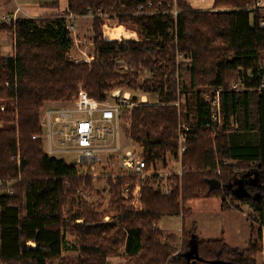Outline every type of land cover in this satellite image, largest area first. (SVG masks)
I'll list each match as a JSON object with an SVG mask.
<instances>
[{"label": "trees", "instance_id": "1", "mask_svg": "<svg viewBox=\"0 0 264 264\" xmlns=\"http://www.w3.org/2000/svg\"><path fill=\"white\" fill-rule=\"evenodd\" d=\"M177 1L176 16L172 0H68L64 16L0 18V42L4 34L15 37L14 55L0 54V181H17L12 193L7 185L0 186V261L4 264H107L106 259L117 256L121 247L129 257L126 264H165L176 254L177 245L184 254L192 236L198 237L196 228L185 226L193 213L188 202L216 199L221 211H240L233 206L239 201L225 190H211L208 180L226 184L244 171L239 165L261 164L264 170V89H260L264 28L259 25L264 11L253 10L259 0H215L218 11H198ZM223 9L229 10L219 11ZM99 14L136 29L142 40H104ZM89 15L95 16V60L71 62L68 17ZM177 53L190 60L185 91L180 87ZM117 60H125L132 71L118 72ZM145 73L152 78L140 83ZM234 84L243 89L234 90ZM80 85L100 102H106L108 92L118 87L157 96V104L135 107L131 113V137L143 147L148 165L165 163L168 155L178 159L179 133L186 125L183 174L170 177V193L143 182V208L134 212L126 206L121 189L130 181L134 187L139 180L119 179L111 190L115 206L111 222L84 207L71 221L64 219L63 206L80 190L90 191L94 178L48 156L43 140L34 137L43 135V106L71 101ZM219 88L224 90L223 124L211 129L212 110L205 95ZM181 94L185 100L179 108ZM254 209L264 219V199ZM174 216L183 219L181 239L159 227L165 217ZM72 228L78 233L74 249L79 258L70 263L62 253L65 232ZM251 229L261 253L262 227L257 234L253 224ZM198 240L202 263L255 264L236 257L225 235ZM251 245L256 247L255 240ZM170 261L187 264L176 255ZM195 261L199 260L193 258L190 264Z\"/></svg>", "mask_w": 264, "mask_h": 264}, {"label": "rangeland", "instance_id": "2", "mask_svg": "<svg viewBox=\"0 0 264 264\" xmlns=\"http://www.w3.org/2000/svg\"><path fill=\"white\" fill-rule=\"evenodd\" d=\"M42 1L51 2L54 0H0V10L4 7L7 9L12 5H22V4H37ZM173 6L175 9H179V2L177 0H172ZM229 9H223L219 11H228ZM110 16L99 14L98 18H101V33L104 40L107 41H122V40H133L136 42H140L142 40V36L138 33L136 29L132 27H127L121 25L117 18H108ZM3 21H6L2 16L0 17ZM9 20H11L9 18ZM95 16L89 15L85 17H71L68 19V29L70 33V38L73 42V47L69 53V60L74 63H87L92 64L95 60V32L94 25ZM15 47V37L10 34H4L1 38L0 42V54L2 56H13ZM181 54V53H177ZM176 55V56H177ZM176 64L178 69V76L180 75V84L181 90H183L184 84H186L189 89L190 83V74L187 70L188 64H190V60L188 57L184 56V59L176 58ZM115 66L118 72L122 74H128L132 71L130 66L125 63V60H117L115 61ZM141 72V71H140ZM146 78L150 79L152 76L150 74H143L139 78V82L142 83ZM83 87L80 85L79 90ZM115 91L121 92H131L136 94L139 97H147L148 101L145 105L157 104V96L155 94H146L142 91L133 92L132 90L126 87H118L112 89L107 94V101H114L113 97H110L111 94ZM208 91V89H205ZM211 91H208L206 95H211ZM181 100L177 103L178 107L181 108L184 104L185 96L181 94ZM76 97V96H75ZM75 97L71 101H58V102H48L46 103L42 110L41 116H43L44 111L48 107L54 106H70L73 104ZM191 107L193 103H190ZM2 110L4 108L2 107ZM40 116V120L42 117ZM124 125L130 124L132 125V116L125 114L123 116ZM125 126L127 130V134L131 135V127ZM186 126V125H185ZM134 140V139H133ZM137 149L141 152L143 157L145 158L143 147L134 140ZM59 160L65 161L67 165L73 166L77 163V161L71 157H58ZM166 162H158V166H156L161 172H178L181 169L180 164L175 162L173 156L168 155L166 157ZM240 170H244L242 172L254 171L256 173H262L263 170L255 166H238ZM109 170V169H108ZM106 167L99 166L97 170L94 171L96 177L94 181L91 183V189L88 190H80L78 192V197L76 195L72 196L69 199V204L67 206H63V217L68 222L73 219L78 213L83 212L84 209L90 210L94 215H98L101 220L105 221L106 217H110L111 220L107 222H111L112 218L115 216V208L113 196L111 194L112 186L116 184L115 177L113 175L117 174L115 171H108ZM239 171V170H237ZM84 173V172H83ZM241 172L237 173L240 174ZM236 174V175H237ZM20 178V177H19ZM2 179V178H1ZM0 179V180H1ZM21 179V178H20ZM3 180V179H2ZM17 181L11 180L8 181H0L1 185H7L11 187L16 184ZM171 183V181H169ZM150 186L151 183H148ZM0 185V186H1ZM1 186V187H2ZM124 186L121 189V195L125 200L126 206H129L132 211L137 212L141 211L135 209L133 207V201L125 199L123 195ZM81 193V194H80ZM141 195V205H142V194ZM232 204V203H231ZM140 205V204H139ZM233 206H238L240 211L230 210L228 212L221 211V202L216 199H203L190 201L187 203V207L193 211L192 215L187 218L185 221V226L188 230H192L196 228L198 232V238L200 240H213L219 239L222 236V233L225 234V238L231 242L230 247L232 250L236 251V257L243 258L244 260L254 261L255 264H261L260 262V252L257 250L259 247L257 237L253 238L251 224L255 227V233L262 226V222L264 219L255 211L254 207L250 206V204L237 202L234 203ZM181 216L174 217H165L160 223V229L163 230L165 234L174 233L177 237L181 239L182 237V229H183V221ZM82 221L75 222L76 224H80ZM264 226V222H263ZM65 232V231H64ZM78 233L73 230L65 232V243H64V253L63 258L68 262L74 261L79 258V253H76L74 247L78 246L77 244ZM255 240V246H252V241ZM230 244V243H229ZM234 245V247L232 246ZM251 245V249L249 247ZM237 247V248H235ZM177 252L172 255L167 262L173 259L176 255L182 257V251L180 245L176 246ZM259 252V253H258ZM129 260L128 254L125 250V247H121L118 251V255L115 257H108L106 259L107 264H126ZM166 262V263H167ZM196 262V261H195ZM71 263V262H70ZM232 263H236L232 261ZM0 264H4L0 261ZM57 264H60L57 262ZM202 264V263H200Z\"/></svg>", "mask_w": 264, "mask_h": 264}, {"label": "built area", "instance_id": "3", "mask_svg": "<svg viewBox=\"0 0 264 264\" xmlns=\"http://www.w3.org/2000/svg\"><path fill=\"white\" fill-rule=\"evenodd\" d=\"M259 9L264 11L258 2L253 10ZM177 14L178 10L175 9L173 15ZM259 25L264 28V17ZM177 56L178 59H184L183 54ZM232 88L237 91L243 89L240 84H234ZM260 89H264V83ZM223 93L224 90L219 88L212 90L211 95H205L212 110L211 124H208L211 129L219 128L223 124ZM110 97H113L114 101L100 102L91 98L87 91L81 88L72 105L48 107L44 111L41 116L43 135L34 139L43 140L45 152L52 158L59 160L58 157L63 156L75 159L77 163L73 166L80 174L96 177L94 171L102 166L117 173L113 175L116 184L119 179L139 180L134 187L133 182H127L123 195L125 199L133 201L135 209L140 210L143 182H149L160 188L164 194H168L171 191L170 177H181L183 172L182 169L178 172H161L156 167L158 162L148 165L131 135L127 134L126 127L130 124L124 125L123 116L131 115L135 107L145 105L147 97L121 91L113 92ZM184 130L188 128L183 125L179 133L178 159L174 158L180 165L183 155L187 152V135ZM110 220V217L105 218L106 222ZM165 264L173 263L169 261Z\"/></svg>", "mask_w": 264, "mask_h": 264}, {"label": "crops", "instance_id": "4", "mask_svg": "<svg viewBox=\"0 0 264 264\" xmlns=\"http://www.w3.org/2000/svg\"><path fill=\"white\" fill-rule=\"evenodd\" d=\"M185 3L198 11H213L215 0H182ZM262 8H264V0L258 1ZM218 11V10H215ZM68 12V0H54L51 2L42 1L41 3L35 4H22V5H14L12 4L8 9L6 7L0 10V17L2 16L4 19L9 21L10 19H17L21 17H28V18H49V17H56L61 15H66ZM73 16H69L71 18ZM228 212V211H225ZM262 233H263V241H262V251L260 253V262L264 264V226L262 224ZM222 235H225L222 233ZM228 243L231 242L226 239ZM234 247V245H232ZM237 248V247H235ZM202 262H194V264H200ZM207 264V263H202Z\"/></svg>", "mask_w": 264, "mask_h": 264}, {"label": "water", "instance_id": "5", "mask_svg": "<svg viewBox=\"0 0 264 264\" xmlns=\"http://www.w3.org/2000/svg\"><path fill=\"white\" fill-rule=\"evenodd\" d=\"M257 167L260 169L262 168L261 164H258ZM262 172L264 174V170ZM208 183L210 185L211 190H222V191L225 190V191H227L229 188H232V182L231 181H229L226 184H222L218 180H208ZM230 194L235 200L242 202V203H245L246 200L250 196L249 193H247L246 189L243 187H238V188L233 189L230 192ZM258 198H259V202H258V205H259L262 203V201L264 199V195L263 196L259 195ZM101 225L102 224H96L94 226L99 227ZM198 243H199L198 237L196 235H193L191 240H190V243H189V246H190L189 251L182 254V257L186 259L187 264H190L191 260L193 258H197L199 260V262L202 261V259L199 258V249L197 248L199 245ZM180 257L181 256H178L177 258H180Z\"/></svg>", "mask_w": 264, "mask_h": 264}, {"label": "flooded vegetation", "instance_id": "6", "mask_svg": "<svg viewBox=\"0 0 264 264\" xmlns=\"http://www.w3.org/2000/svg\"><path fill=\"white\" fill-rule=\"evenodd\" d=\"M230 181L232 182V188H229L226 192L230 194L233 189L243 187L250 195L245 203L250 204L252 207L258 205V196L264 195V174L254 171L241 172Z\"/></svg>", "mask_w": 264, "mask_h": 264}, {"label": "bare ground", "instance_id": "7", "mask_svg": "<svg viewBox=\"0 0 264 264\" xmlns=\"http://www.w3.org/2000/svg\"><path fill=\"white\" fill-rule=\"evenodd\" d=\"M42 140V139H41Z\"/></svg>", "mask_w": 264, "mask_h": 264}]
</instances>
